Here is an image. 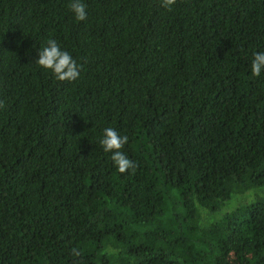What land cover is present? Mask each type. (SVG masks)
Returning a JSON list of instances; mask_svg holds the SVG:
<instances>
[{
	"label": "trees",
	"instance_id": "trees-1",
	"mask_svg": "<svg viewBox=\"0 0 264 264\" xmlns=\"http://www.w3.org/2000/svg\"><path fill=\"white\" fill-rule=\"evenodd\" d=\"M71 2L0 0V264H264V0Z\"/></svg>",
	"mask_w": 264,
	"mask_h": 264
},
{
	"label": "clouds",
	"instance_id": "clouds-1",
	"mask_svg": "<svg viewBox=\"0 0 264 264\" xmlns=\"http://www.w3.org/2000/svg\"><path fill=\"white\" fill-rule=\"evenodd\" d=\"M177 4V0H160V6L168 11H172ZM70 10L74 13L77 21L87 19L86 5L82 0H72L69 4ZM45 47L39 51V59L36 61L40 67L50 70L55 79L60 82H74L79 78L80 66L77 61L67 51H62L57 41L49 39ZM264 71V52L254 54L251 63V74L253 77H259ZM4 105L0 102V108ZM105 152L112 153L111 159L115 163L120 173H125L129 169L135 172L136 165L122 151L125 145L129 143L127 135L121 136L115 129L108 127L103 130V138L99 141ZM74 256H80L81 253L73 249Z\"/></svg>",
	"mask_w": 264,
	"mask_h": 264
}]
</instances>
